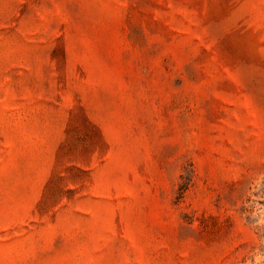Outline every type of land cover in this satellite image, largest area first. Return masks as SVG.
<instances>
[{
  "label": "rangeland",
  "instance_id": "rangeland-1",
  "mask_svg": "<svg viewBox=\"0 0 264 264\" xmlns=\"http://www.w3.org/2000/svg\"><path fill=\"white\" fill-rule=\"evenodd\" d=\"M0 264H264V0H0Z\"/></svg>",
  "mask_w": 264,
  "mask_h": 264
}]
</instances>
